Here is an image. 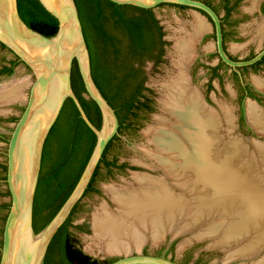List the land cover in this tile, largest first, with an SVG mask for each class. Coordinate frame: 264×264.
<instances>
[{"label":"bare ground","instance_id":"1","mask_svg":"<svg viewBox=\"0 0 264 264\" xmlns=\"http://www.w3.org/2000/svg\"><path fill=\"white\" fill-rule=\"evenodd\" d=\"M252 1L254 10L260 0ZM207 27V22L197 17L193 31L183 30L178 37L174 52L177 73L165 84V113L148 130L153 133L154 147L145 153L158 161L166 176L153 179L138 173V187L109 186L119 212L113 213L107 205L100 208L93 221L95 235L86 248L89 252L130 253L149 239L157 243L170 232L177 235L194 226L202 227L195 234L198 239H215L212 247L234 244L227 256L229 261L255 256L263 250L264 145L254 152L238 139L226 138L222 134V115L206 102L190 75L196 43ZM255 82L264 89V79ZM12 83L0 85V104L26 96L28 81ZM249 101V115L264 132V109L254 100ZM191 193H195L193 199L198 204H193L190 212L194 200L186 195ZM217 209L236 216L226 225L205 226L209 214ZM251 264H264V256Z\"/></svg>","mask_w":264,"mask_h":264},{"label":"rangeland","instance_id":"2","mask_svg":"<svg viewBox=\"0 0 264 264\" xmlns=\"http://www.w3.org/2000/svg\"><path fill=\"white\" fill-rule=\"evenodd\" d=\"M203 1L210 2L222 15H225L224 0ZM260 1H262V8L264 9V0ZM252 4V0H232L231 5H235V7L226 22L228 31L227 48L231 51L232 55L243 59L255 55L264 47L263 40L250 45L248 41L250 39H247L246 36H241L238 32V40L235 41L234 36L236 33H231L233 29H238L240 27L244 28L247 24L251 25L257 20H263L264 10L253 13L246 12V10L254 11L251 8ZM156 12L169 37V47L165 54V60L160 65H155L154 62H148L145 65L148 73L146 85L149 88L146 93L152 99L150 103L152 108L150 110L140 111L139 114L132 119V125L129 128L123 129L120 135H118V138L112 141L107 151L106 159L108 162L116 161V165L109 166L104 162L101 163L94 182L95 190L89 191L83 195L79 201V205L73 213L72 222L69 227L73 243L86 253H90L93 258L104 256L102 252L98 251L97 253H91L86 249L95 235L93 224L95 215L100 212V208H102L103 205H107L113 213L119 212L118 205L114 201L108 187H138L139 184L135 180L138 173L149 175L153 179H162L166 176L165 170L158 166V161L155 159L150 160L145 157L140 152V149H145L144 151H146L150 147H154L151 142L153 133L148 130L157 124L158 116L165 113L164 107H166V101H168L165 84L169 83L172 76L177 73L175 66L177 65L176 53L174 52L178 37L184 34V31H193L197 17L203 18L207 22L208 27L202 34L201 41L197 44V60L193 64H190L189 71L192 82L203 93L206 102L222 115V134L226 138L234 137L240 141L241 145L245 147L248 146V148H251L250 150L254 152L259 146L264 145V138L257 136L253 132L248 126L245 117L248 108L247 98L251 96L247 94V84L250 85L251 90L254 92V96L251 97L260 102L261 107L259 106V108L264 109V94L255 88V85L258 86L255 82L256 79H264V65H256L243 69L239 68L237 74H234L229 66L222 65L219 68L221 76L214 75L213 68L217 65L211 64L217 63L219 56L215 51L214 43L216 38L212 23L210 21L208 22V19H206L200 11L191 7H179L177 5L166 4L157 8ZM201 42L202 44L200 45ZM236 44L241 47L247 45V47L240 48L236 52ZM3 56L10 58L14 55L8 48H4L0 44V65L2 64ZM23 80L24 82L28 81L24 90L26 95L23 97L24 101L17 99L16 102L11 101L6 104H0V126L4 129V131H0V260L5 222L11 206V191L7 182L8 142L11 138V131H13L21 114L25 110L30 89L29 84L32 82V77L29 68L20 63L11 76L3 75L0 78L1 86L9 82L10 84L13 82V86L15 82L17 84ZM12 102H14V104ZM226 111L228 113H226ZM144 146L146 148H144ZM146 162H149V165L147 164L148 166H145ZM167 180L171 179L169 178ZM191 194L186 195V198L191 200L193 197H196L195 193ZM193 200L192 203L190 202L192 206L188 208L190 212L191 209H193V204H198L196 198ZM233 216L235 217L236 214L222 212L220 209H217L209 214L208 219L210 221L206 219L208 221L205 223V226H212L217 223H224V225H226L234 219ZM201 228L200 226H194L189 229L186 228L183 232L177 234V237L173 240V249L169 252H167L166 243L168 239L170 241L172 238L171 232L157 243L149 239L144 250L146 249L148 253L153 254L162 252L167 256L175 258L182 264H251L264 256L263 248L261 253L255 256H244L241 258L239 257L240 259L235 258L229 261L227 260L228 253L235 245L212 247L210 245L215 239L210 237L200 240L195 235L198 234ZM142 248L143 247L140 249ZM133 252H135V250H133ZM122 255H124V253H121V256ZM115 260H117V257L112 258V262Z\"/></svg>","mask_w":264,"mask_h":264},{"label":"water","instance_id":"3","mask_svg":"<svg viewBox=\"0 0 264 264\" xmlns=\"http://www.w3.org/2000/svg\"><path fill=\"white\" fill-rule=\"evenodd\" d=\"M40 1L59 20L58 32L52 37L31 28L23 20L18 0H0V42L20 58L22 64L31 71L32 77L25 110L11 131V138L8 142L7 182L11 191V206L4 227L0 264H43L53 237L85 194L108 144L116 135H120L119 117L103 96L92 75L91 53L76 1ZM112 1L142 8H153L155 12L162 4H176L205 13L204 15L208 18L210 16L213 21L212 25L216 33L215 46L223 60L230 66H248L264 55L263 50L250 60L231 59L224 48L220 16L211 5L203 0ZM164 30L166 32L165 28ZM201 36L196 43V53L192 64L198 57L197 44L201 41ZM165 39L169 40L167 33ZM168 47L169 45L166 46V52ZM75 60H77L87 88L84 96L94 99L102 111L101 128L91 121L73 89L72 71ZM255 88L264 94V89L256 85ZM68 98L75 101L81 116L97 134L98 141L71 196L52 221L40 232H36L33 226L34 200L40 179L44 145ZM20 100L24 101V99ZM249 100H254L261 106L260 102L251 96L247 98V106ZM245 117L253 132L264 138V132L253 123L248 108ZM0 131H4L1 126ZM140 152L147 157L145 151L140 149ZM255 229L253 228V231ZM171 236L170 241L177 237L173 234ZM146 244L147 242L141 250L124 253L122 256L121 253H105L104 256L96 259L109 260L117 257V260L111 264H182L171 256L144 253Z\"/></svg>","mask_w":264,"mask_h":264},{"label":"trees","instance_id":"4","mask_svg":"<svg viewBox=\"0 0 264 264\" xmlns=\"http://www.w3.org/2000/svg\"><path fill=\"white\" fill-rule=\"evenodd\" d=\"M75 1L91 53L93 78L103 96L115 109L121 132L132 125V119L140 111L152 108V99L146 93L149 88L146 85L148 73L145 65L148 62L160 65L165 60L169 41L165 39L164 26L153 8L119 4L112 0ZM18 2L22 18L31 28L49 37L57 34L59 20L40 0ZM72 85L91 121L101 128L102 111L94 99L84 96L87 88L77 60L73 65ZM246 88L250 89V86ZM250 95L254 96V92L250 91ZM116 138L118 135L108 144L86 193L98 174L101 162L107 160V151ZM97 141V134L83 119L75 101L68 98L44 145L34 200L33 226L36 232H40L52 221L71 196L92 157ZM78 205L79 202L53 237L43 264L112 263V260L93 258L73 243L69 227Z\"/></svg>","mask_w":264,"mask_h":264},{"label":"flooded vegetation","instance_id":"5","mask_svg":"<svg viewBox=\"0 0 264 264\" xmlns=\"http://www.w3.org/2000/svg\"><path fill=\"white\" fill-rule=\"evenodd\" d=\"M225 1V15H222L220 12H219V10L217 9V8H215L210 2H208V1H204V2H206L207 4H209V5H211L215 10H216V12L218 13V15L220 16V19H221V24H222V28H223V44H224V48H225V50H226V52L228 53V55L230 56V58L231 59H233V60H235V61H246V60H250V59H252V58H254L258 53H260L261 51H263L264 50V47L260 50V51H258L255 55H253V56H250V57H247V58H245V59H243V58H239V57H236V56H234V55H232L231 54V51L227 48V35H228V31H227V27H226V22L228 21V18L231 16V13H232V10H233V8L235 7V5H231V2H232V0H224ZM262 1H260V2H258V4H257V7L254 9V11H250V10H246V12L247 13H253V12H257V11H259V12H261L262 10H264L263 8H262ZM203 14V13H202ZM205 14V13H204ZM203 14V15H204ZM204 17L206 18V19H208V22L210 21L211 23H213V21H212V18L209 16V18L208 17H206L205 15H204ZM212 27H213V30H214V33H215V28H214V25H212ZM247 27V28H246ZM250 28V29H249ZM262 31V32H261ZM240 33V35L241 36H246V38L247 39H250V40H248L249 41V44L251 45V44H254V43H258V42H260L261 40H263L264 41V14H263V20L262 21H260V20H257L256 22H254L253 24H251V25H249V24H247L244 28H242V27H240V28H238V29H233V30H231V33H236L235 34V36H234V40L235 41H237L238 40V38H237V33ZM260 32L262 33V34H260ZM215 38H216V33H215ZM215 42H216V39H215ZM0 44H1V46L2 47H4V48H8L6 45H4L2 42H0ZM202 44V42L200 43V45ZM214 45H215V43H214ZM244 47H247V45L246 46H239L238 44H236V46H235V50H236V52L240 49V48H244ZM9 49V48H8ZM215 51L217 52V55L219 56V58H218V62L217 63H215V64H211V65H217L216 67H214L213 69H214V75H217V76H221V74L219 73V68L222 66V65H226V66H229L232 70H233V72H234V74H237L238 73V69L240 68V69H243V68H249V67H254V66H256V65H264V55L261 57V59H259L258 61H256L255 63H253V64H250V65H248V66H237V67H233V66H230V64H228L226 61H224L223 60V58L221 57V55H220V53H219V51H218V49L216 48V46H215ZM10 50V49H9ZM11 51V50H10ZM12 52V51H11ZM211 52V51H210ZM13 53V52H12ZM13 57H10V58H8L7 56H3V61H2V64L0 65V78L3 76V75H8V76H11L13 73H14V71L16 70V68H17V66H18V64H20V63H22L21 62V60H20V58L17 56V55H15L14 53H13ZM26 66V65H25ZM27 67V66H26ZM28 68V67H27ZM10 69H12V71H9ZM247 86H250L249 84H247L246 85V87ZM247 89V94L248 95H250V91H252L251 90V87H250V89H248V88H246ZM1 137V136H0ZM101 163H103V162H101ZM104 163H106L107 165H109V166H113V165H116V163L115 164H108V161L106 160ZM101 165V164H100ZM99 171V170H98ZM96 177H97V175H96ZM96 177H95V179H96ZM92 181V180H91ZM94 182H95V180H94ZM94 182H93V184H92V186H91V188H90V190L89 191H93V190H95V185H94ZM91 183V182H90ZM90 183H89V185H90ZM89 187V186H88ZM88 187H87V189H88ZM86 189V190H87ZM86 193V192H85ZM166 249H167V252H169L170 250H172L173 249V241H169V239H168V241H167V243H166ZM144 253H148L147 252V250L145 249L144 250ZM162 252H159V253H155L156 255H160V256H167V255H165V254H161ZM109 260H112V259H109ZM44 263V262H43Z\"/></svg>","mask_w":264,"mask_h":264}]
</instances>
